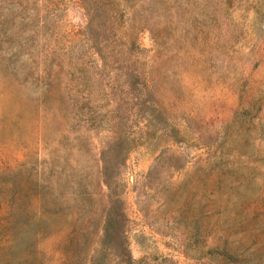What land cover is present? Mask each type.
I'll use <instances>...</instances> for the list:
<instances>
[{"label":"rangeland","instance_id":"rangeland-1","mask_svg":"<svg viewBox=\"0 0 264 264\" xmlns=\"http://www.w3.org/2000/svg\"><path fill=\"white\" fill-rule=\"evenodd\" d=\"M0 264H264V0H0Z\"/></svg>","mask_w":264,"mask_h":264},{"label":"trees","instance_id":"trees-1","mask_svg":"<svg viewBox=\"0 0 264 264\" xmlns=\"http://www.w3.org/2000/svg\"><path fill=\"white\" fill-rule=\"evenodd\" d=\"M16 239V234H15V236L13 237V240H11V241H14Z\"/></svg>","mask_w":264,"mask_h":264}]
</instances>
